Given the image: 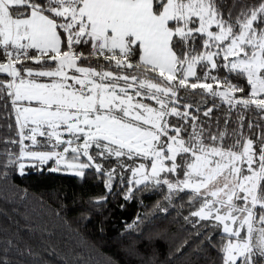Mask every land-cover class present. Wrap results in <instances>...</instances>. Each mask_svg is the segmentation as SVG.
<instances>
[{
	"label": "snow or ice",
	"instance_id": "1",
	"mask_svg": "<svg viewBox=\"0 0 264 264\" xmlns=\"http://www.w3.org/2000/svg\"><path fill=\"white\" fill-rule=\"evenodd\" d=\"M0 74L18 128L9 143L20 146L0 167L24 176L54 162L48 171L81 178L94 168L111 193L116 170L105 173L96 157L139 159L121 165L124 200L149 185L165 186L169 202L183 193L194 227L222 229L220 264H264V133L244 136L241 112L225 147L227 128L205 133L192 105L179 103L181 90L200 89L229 112L264 114V0L235 16L217 0H0ZM7 252L0 264H12Z\"/></svg>",
	"mask_w": 264,
	"mask_h": 264
},
{
	"label": "trees",
	"instance_id": "2",
	"mask_svg": "<svg viewBox=\"0 0 264 264\" xmlns=\"http://www.w3.org/2000/svg\"><path fill=\"white\" fill-rule=\"evenodd\" d=\"M258 2L217 0L225 16L229 10L235 16L241 6ZM88 63L83 61L81 65L88 66ZM92 65L96 66L95 61ZM226 74V70L212 72L220 77ZM197 75L203 76L200 66H197ZM232 82L240 81L233 79ZM180 96V105H192L188 111L197 116L205 133L227 128L225 147L233 143L231 134L239 127L241 112L244 136L256 140L264 133V114L254 108L229 112V106L219 97L202 93L200 89L181 90ZM149 103L155 104L154 101ZM209 108L212 112L204 116ZM180 111L184 108L180 107ZM168 120L177 126L184 124L174 116ZM191 123L189 119L185 127ZM17 131L10 101L6 96L0 98V162L6 153L19 152V144L9 143L19 139ZM36 150L46 149L37 147ZM96 159L105 173L116 170L111 193L105 186L106 175L97 173L94 168L87 169L81 178L46 168L43 171L27 168V174L21 176L14 167H0V250L8 248L7 256L12 264H143L149 257L156 264H220L222 229L202 228L201 225L207 223L203 221L194 227L193 221L197 218L189 216L193 206L188 203L187 195L180 194L182 199L174 196L169 202L165 199L168 195L165 186L149 185L136 189L133 198L126 201L123 196L130 173L122 172L121 165L134 167L139 159L135 163L126 157ZM104 197L106 199H101ZM209 236L211 240L207 239ZM17 248L24 254H18Z\"/></svg>",
	"mask_w": 264,
	"mask_h": 264
},
{
	"label": "rangeland",
	"instance_id": "3",
	"mask_svg": "<svg viewBox=\"0 0 264 264\" xmlns=\"http://www.w3.org/2000/svg\"><path fill=\"white\" fill-rule=\"evenodd\" d=\"M81 66H83V65H81ZM139 99V98H138ZM146 103H149V101H145ZM153 106H155V107H158V105H155V104H152ZM65 138H67V136L65 137ZM43 139L44 138H40V140L41 141H43ZM25 144H29L27 141H25ZM36 150V149H35ZM47 150V149H46ZM90 152H91V154H93L94 156H95V152H96V150L93 148L92 150H90ZM98 157V156H97ZM81 160H83V161H85V162H87V158L86 157H81ZM95 162L96 163H99V164H101V162L100 161H98L97 159H95ZM141 162V160H137V164H135V166L136 165H138L139 163ZM102 165V164H101ZM53 166H55L54 165V162H49L48 163V165H46V166H44V168H46V169H49V168H51V167H53ZM33 169H36V168H33ZM64 172V171H63ZM67 173V172H66Z\"/></svg>",
	"mask_w": 264,
	"mask_h": 264
}]
</instances>
